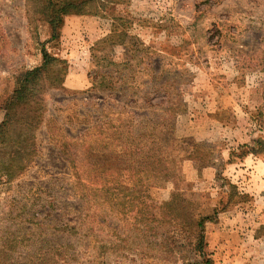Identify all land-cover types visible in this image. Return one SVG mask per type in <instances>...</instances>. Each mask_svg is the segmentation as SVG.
Returning a JSON list of instances; mask_svg holds the SVG:
<instances>
[{"label": "rangeland", "instance_id": "374dc122", "mask_svg": "<svg viewBox=\"0 0 264 264\" xmlns=\"http://www.w3.org/2000/svg\"><path fill=\"white\" fill-rule=\"evenodd\" d=\"M129 2L87 5L112 33L77 54L0 0V264H214L195 222L264 192V0Z\"/></svg>", "mask_w": 264, "mask_h": 264}, {"label": "crops", "instance_id": "0c3cea01", "mask_svg": "<svg viewBox=\"0 0 264 264\" xmlns=\"http://www.w3.org/2000/svg\"><path fill=\"white\" fill-rule=\"evenodd\" d=\"M140 1L130 0V8L139 4ZM112 20L113 16L102 12L95 15L64 16L60 37L62 51L77 54L89 51L94 42L112 33ZM64 67L63 79L66 86L76 88V84L85 83L81 69L67 65ZM262 161H264V153L246 155L244 159L245 165L252 169L251 174H253V168L255 170L261 166ZM204 171L210 174L207 177H213L212 168ZM253 179L256 181L253 182ZM259 180L261 178H255V176L249 179L254 184ZM261 184L264 188V181H261L259 185ZM245 185L249 189L252 183L246 182ZM253 195L255 196L254 206L246 208L245 217L240 216V209H243L240 208V204L229 205L221 209L214 222L204 224L205 249L207 256L213 260L214 264H264V235L261 233V228H264V192ZM258 196L259 201H262L260 205L256 199ZM251 246H254L253 250Z\"/></svg>", "mask_w": 264, "mask_h": 264}, {"label": "trees", "instance_id": "16d2710c", "mask_svg": "<svg viewBox=\"0 0 264 264\" xmlns=\"http://www.w3.org/2000/svg\"><path fill=\"white\" fill-rule=\"evenodd\" d=\"M28 1H31V0H27V2ZM47 2L49 5V8H51V11L49 12L50 15L46 16L47 17L46 23L49 25V28L51 30L49 40H54L57 37H59L64 16L71 15V14H76V15L86 14V11H84V8L87 5H90L91 3H98V5L105 6V5L118 4L119 2H121V0H47ZM96 13H93V14L95 15ZM42 56H43V60H44L43 64L39 67H35L32 70L25 72L24 76H23L24 80H25L24 82H26V80H28L27 77H31L32 80L40 79L42 68L44 67L45 64L48 63V61L53 59L50 56H48L47 52L44 49H42ZM24 98H27V97L22 95V90H17L16 93L14 94V96H12L10 98L9 102L22 101ZM7 115L8 114L6 112V116ZM7 125H8V123L6 120L2 124V126L5 127ZM223 208H224V206L217 209V210L215 209L213 211V217L201 216L195 222L196 228H198L200 231L199 232L200 240H201V238H203L204 224L206 222H214L217 218V214Z\"/></svg>", "mask_w": 264, "mask_h": 264}]
</instances>
